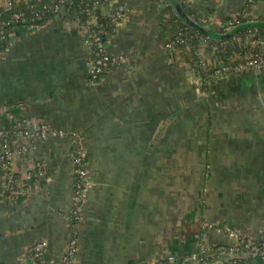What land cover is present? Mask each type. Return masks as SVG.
<instances>
[{
    "label": "crops",
    "instance_id": "1",
    "mask_svg": "<svg viewBox=\"0 0 264 264\" xmlns=\"http://www.w3.org/2000/svg\"><path fill=\"white\" fill-rule=\"evenodd\" d=\"M109 1L105 15L118 4L125 16L105 46L124 61L99 82L87 75V28L65 15L14 28L0 52V128L50 131L9 170L0 161V264H30L42 242L43 263L59 264L75 230L74 264H261L230 249L264 239V68L204 89L192 59L166 48V0ZM246 1L183 0L215 28ZM252 15L264 18V0ZM79 150L89 185L74 225Z\"/></svg>",
    "mask_w": 264,
    "mask_h": 264
},
{
    "label": "trees",
    "instance_id": "2",
    "mask_svg": "<svg viewBox=\"0 0 264 264\" xmlns=\"http://www.w3.org/2000/svg\"><path fill=\"white\" fill-rule=\"evenodd\" d=\"M177 2L189 17H194L198 24L204 26V21L183 0H177ZM109 3V0H65L64 3H61L60 0H29L21 6L0 9V38H4L0 43V52L7 50L9 47V34L14 28L44 26L53 19L62 17L61 9L63 7H65V19L83 24L88 30L89 37L98 36L102 42L106 43L117 32L115 22L103 12V8L108 6ZM166 3L169 13L168 25L164 29L166 40L176 41L175 49L185 52L192 59L195 72L204 80L210 78L213 73L207 70L203 61L204 56L216 59L221 66H228L233 69L246 60L264 58L263 27L238 29L233 35L225 39L214 40L193 28L191 24L180 17L170 1L166 0ZM253 4L254 0L247 1L244 10L237 19L240 25L253 24L264 20L263 17L252 15L251 6ZM117 5H114L113 8ZM15 16H19V18ZM92 16L96 18L95 25L90 24ZM214 30L218 34H227L228 32L221 27ZM101 31H105L106 34L103 35ZM202 52L204 55H202ZM109 71L110 69H107L101 75V79L106 78ZM204 89H207V85L204 86ZM12 129L13 127L3 128L7 133L6 139L10 147H13L15 143V137L11 134ZM85 161L87 163V159ZM77 182L78 180L75 181V183ZM72 222L74 225L77 223V221ZM76 236L75 230L72 238ZM35 262L41 264L40 259H35Z\"/></svg>",
    "mask_w": 264,
    "mask_h": 264
},
{
    "label": "built area",
    "instance_id": "3",
    "mask_svg": "<svg viewBox=\"0 0 264 264\" xmlns=\"http://www.w3.org/2000/svg\"><path fill=\"white\" fill-rule=\"evenodd\" d=\"M61 3H64L65 0H60ZM252 0H248V2H251ZM111 13L108 15L112 21L115 22L116 31L120 24L122 23L124 16H125V7L123 5H117L114 8L111 9ZM16 18H19V16H15ZM91 23L96 24V18L92 16ZM231 25V26H229ZM233 25V26H232ZM240 25L239 21L232 20L229 21L226 25H222L221 28H223L226 31H229L230 29ZM205 26V25H204ZM103 35L106 34L105 31H101ZM3 37L0 38V43L3 41ZM88 46L90 48V55L91 60L89 62V69H88V76L90 78V81L96 83L103 79H101V75L107 70L111 69L114 65L117 63L123 62L124 57L121 56H113L111 55L106 46L105 43L101 41L100 37H89L88 36ZM176 47V41H167L166 42V48L167 49H175ZM264 58L260 57L255 60H246L244 63L248 65L250 68H262L264 64ZM230 68L224 67L222 71L226 72ZM39 125V126H38ZM35 131L32 132L28 131L29 125L26 121L20 122L15 125V127H18V132H20L21 128H23V132L20 133V137L23 138L24 145L18 147L16 144H14L13 147H10L7 144L4 146L0 151V159L4 164V167L6 170H9L13 165V159L16 156L19 155H25L29 151V147L31 143H33L36 140H44L46 139L50 131L47 127L42 126L41 124H38ZM61 134V133H59ZM3 144V143H2ZM12 148V149H11ZM11 149V150H10ZM86 157L85 154L82 151L76 152V155L73 158V166H74V175H75V181L78 180L77 183L74 185V194L72 199V205H73V214L80 215V209L82 206V203L85 198V190L87 188V183H89V175L87 170V163H86ZM11 177V176H10ZM15 180L13 177L9 180L10 190H14L15 188ZM79 219V218H78ZM239 240V239H238ZM244 242L238 241L237 245H234V247L239 246L240 250L237 251L232 247L230 249V252H240L241 250L249 252L251 254H255L259 256L261 259L262 264H264V239L261 241H251L248 239H244ZM76 237H71L68 243V247L66 250V254L62 257V260L59 264H74V258L76 255ZM46 244L45 243H37L33 246H31L28 249L29 256L32 257V259H40L41 264L43 263V255L45 250ZM30 263H32V260L30 258ZM219 264H238L236 262L230 263L228 261L220 262Z\"/></svg>",
    "mask_w": 264,
    "mask_h": 264
},
{
    "label": "rangeland",
    "instance_id": "4",
    "mask_svg": "<svg viewBox=\"0 0 264 264\" xmlns=\"http://www.w3.org/2000/svg\"><path fill=\"white\" fill-rule=\"evenodd\" d=\"M246 4H247V1H246V3H245V5H244V8H245V6H246ZM252 8L254 7V4L251 6ZM7 8H11V6H8ZM244 8H243V10H244ZM242 10V11H243ZM242 13V12H241ZM240 13V14H241ZM239 14V15H240ZM239 15L237 16V17H235V18H233L232 20H237L238 19V17H239ZM193 20H195L194 19V17H191ZM201 20H203L204 21V25L206 26V27H210V28H213V29H216L215 27H212L211 26V24L209 23V21H207V20H205V19H203V18H201ZM231 20V21H232ZM229 21H227V23H228ZM227 23H225V24H223V25H226ZM229 26H231V25H229ZM233 26V25H232ZM35 28V27H34ZM202 55H204L203 54V52H202ZM203 59V58H202ZM208 59V57L206 58L205 56H204V62H205V64H206V60ZM255 59H257V58H255ZM255 59H251V60H255ZM264 60V59H263ZM215 65L212 67V68H209V69H207L208 71H212L213 73H212V75L210 76V78H208V79H206V80H204L201 76L199 77V83H200V85H202L201 87L203 88L205 85H208L209 86V84L211 83V81L213 80V79H217L218 77H221V76H224V75H232L233 73H236V72H238V71H253V72H255V73H257V72H259L261 69H263L264 68V64H263V66H262V68L260 67V68H257L256 69V67H254V68H250V67H248V65H246L245 63H241V64H239V66H236L234 69L232 68V67H229L230 69L229 70H227L226 72L224 71H222V69L224 68V67H227V66H221L220 65V62H217L216 61V59H215ZM207 68V67H206ZM88 69H89V67H88ZM88 69H87V75H88ZM205 83V84H204ZM204 93H206V91H204ZM203 92H202V95L204 94ZM205 95L206 94H204L203 95V97H205ZM25 120H21V121H17L16 122V124H18V123H20V122H24ZM15 124V125H16ZM38 124H41L42 126H44V127H47V125H45V124H43V123H29L28 125H29V128H28V131H31L32 130V132H34L35 131V129H36V127H37V125ZM15 125L13 126V129H12V131H11V134H12V136L13 137H15V140H14V144H16L18 147H20V146H22V145H24V142H23V138L22 137H20V133L21 132H23V128H21V130H20V132H18V127H15ZM39 126V125H38ZM6 132L3 130V128H1L0 129V150L4 147V146H6L5 144H7L8 143V141H7V139H6ZM3 143V144H2ZM12 149V148H11ZM10 149V150H11ZM1 152V151H0ZM0 161H1V159H0ZM1 163L3 164V162L1 161ZM3 166H4V164H3ZM41 172L40 171H38V176H41ZM30 176V175H29ZM32 177H30V179H31ZM14 180H16L15 178H14ZM18 182H20V181H18ZM89 185V183H87V186ZM9 190H10V185H9ZM78 218H79V216L78 215H75V214H73L72 215V220L73 221H77L78 220ZM231 234V236L232 237H236V235H235V233H230ZM244 239H246V238H243V237H240L239 236V240L238 241H240L241 243L242 242H244L245 240ZM250 240V239H249ZM251 241H253V240H251ZM258 242V241H257ZM37 244V243H36ZM236 245V244H235ZM232 247H234V244L232 245ZM234 249L235 250H237V251H239L240 250V247L239 246H236V247H234ZM234 253V252H233ZM254 257H256L257 259H259V261L261 262V259L259 258V256H257V255H255L254 254ZM29 258H31V260H32V263L33 264H37L36 262H35V259L33 258L32 259V257L31 256H29ZM169 260H173V258H169ZM224 262V261H223ZM234 263V262H233ZM31 264V263H30ZM261 264H262V262H261Z\"/></svg>",
    "mask_w": 264,
    "mask_h": 264
},
{
    "label": "water",
    "instance_id": "5",
    "mask_svg": "<svg viewBox=\"0 0 264 264\" xmlns=\"http://www.w3.org/2000/svg\"><path fill=\"white\" fill-rule=\"evenodd\" d=\"M173 7L175 12L182 17L187 23L191 24L193 28L197 29L199 32L205 34L208 38L214 39V40H222L225 39L231 35H233L236 30L243 29V28H249V27H263L264 28V21H257L253 24L248 23L247 25H238L232 29H230L227 34H218L213 28H208L206 26L198 24L195 20H193L191 17H189L182 7L178 4L177 0H169ZM62 15H65V7L61 9ZM17 185H19V182H17Z\"/></svg>",
    "mask_w": 264,
    "mask_h": 264
}]
</instances>
